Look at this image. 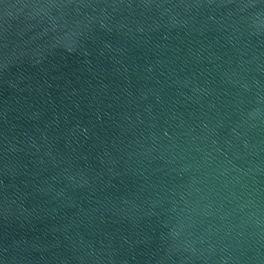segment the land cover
Returning <instances> with one entry per match:
<instances>
[{"label":"water","instance_id":"95a60500","mask_svg":"<svg viewBox=\"0 0 264 264\" xmlns=\"http://www.w3.org/2000/svg\"><path fill=\"white\" fill-rule=\"evenodd\" d=\"M0 264H264V0H0Z\"/></svg>","mask_w":264,"mask_h":264}]
</instances>
